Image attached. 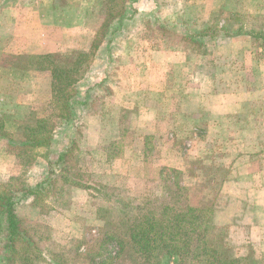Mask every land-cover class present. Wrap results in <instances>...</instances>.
Here are the masks:
<instances>
[{
	"label": "rangeland",
	"instance_id": "rangeland-1",
	"mask_svg": "<svg viewBox=\"0 0 264 264\" xmlns=\"http://www.w3.org/2000/svg\"><path fill=\"white\" fill-rule=\"evenodd\" d=\"M262 32L264 0H0V195L14 196L34 241L30 263L89 264L85 251L110 233L106 223L122 228V220L167 201L210 204L209 219L224 228L232 252L264 264V151L262 160L232 158L254 150L264 129L240 126L243 112L232 115L239 128L230 132L248 145H234L220 160L207 127H177V170L164 165L162 123L165 73L199 89L200 99L193 92L185 101H199L201 114L212 92L224 95L220 102L263 88ZM81 53L74 82H53L48 62L64 68ZM57 91L67 93L64 102ZM64 106L67 119L59 116ZM149 108L157 125L137 136L153 120ZM34 126L42 132L26 130L28 140L24 127ZM19 246L0 233V264H22Z\"/></svg>",
	"mask_w": 264,
	"mask_h": 264
},
{
	"label": "trees",
	"instance_id": "trees-1",
	"mask_svg": "<svg viewBox=\"0 0 264 264\" xmlns=\"http://www.w3.org/2000/svg\"><path fill=\"white\" fill-rule=\"evenodd\" d=\"M204 34L201 32L199 36L204 37ZM261 37L264 38V33H261ZM84 57V54H78L74 63H64V68L48 62L52 64L53 82L60 81L64 86L74 82L71 76L77 72ZM55 96L61 102L68 97L67 93L58 91ZM68 111V107L64 106L59 116L67 119ZM26 130L33 137H38L42 132L40 126L24 127L28 140ZM38 140L33 139V143H38ZM65 154L62 152L58 156L59 165L64 166ZM177 189L179 194L185 190L184 187ZM13 198L11 194L0 195V233L11 247L20 244L19 249L24 255L21 261L26 264L35 258L30 257L34 254L35 244L22 226ZM211 212L210 204L181 206L167 201L157 203L122 220V228H119V224L106 223L105 229L110 225V233L99 240L97 249L91 247L86 250L84 257L89 264H126V258H132L131 264H167L165 260L168 257H178L181 262L189 264H251L248 254L239 256L232 252L227 238L221 237L224 228L214 225L209 219ZM110 241L115 243L111 249L108 248ZM14 260L12 257L10 263Z\"/></svg>",
	"mask_w": 264,
	"mask_h": 264
},
{
	"label": "crops",
	"instance_id": "crops-1",
	"mask_svg": "<svg viewBox=\"0 0 264 264\" xmlns=\"http://www.w3.org/2000/svg\"><path fill=\"white\" fill-rule=\"evenodd\" d=\"M42 1L44 4H48L49 1L52 0ZM42 47L46 49L45 44H42ZM174 75L175 74L169 75V73L164 74V122H162L164 126V165L177 170L183 169V165H181V162L183 161L182 154L173 149L174 136H176V134L172 131L177 129V127L184 126V124L195 127H207L211 133L210 138L214 143L215 151L212 150V152H214L213 157L217 156L216 159L220 160L222 158L223 160L229 158L230 151L234 150V145H248L243 137H238L235 135V132H230V129L233 127L238 129L239 124L240 126L247 125L248 127L264 129V87L256 89L255 91L247 89L242 92L225 94L228 100H222L220 102V98L224 95H218L217 93L212 92V94L209 95L212 104L209 105L206 113L201 114L198 110V108L201 110V107H199V101L196 106L190 103L188 104L185 101L186 94L193 96V92H198L197 97L200 99L201 93L199 89H196V91H190L188 83H185L182 75L180 76L177 73V78L174 77ZM189 80L197 81L198 79L195 78V76H192ZM215 80V78L210 79V82H212L211 84H213ZM248 96L250 97L248 98ZM221 102L228 103L225 107L224 105H221ZM229 102L233 103L230 104ZM153 109H148L154 115L153 120L146 124H142L145 128L139 133L137 132V136L144 137V135L153 134V132L149 131V127L152 124L154 126L157 125V121L154 119L156 117V109ZM241 112H243V116L245 117L244 122L242 120L241 122H238L239 124H236L233 122L235 120L231 121V116L234 114L239 113L241 114L240 117L243 118ZM133 114L135 117L138 115L136 113ZM145 129L148 130L146 131ZM143 137H141L142 140H144ZM259 138L257 137L254 141V145L256 146L254 150H248L247 148L244 149V152L236 150V153L233 154L232 158L237 160L243 158H256L257 160H260L261 158L262 160L261 154L259 153L264 151V136ZM230 145H232V147H230ZM62 152L63 151H61L59 155ZM259 168V166L256 168L257 171H260Z\"/></svg>",
	"mask_w": 264,
	"mask_h": 264
}]
</instances>
